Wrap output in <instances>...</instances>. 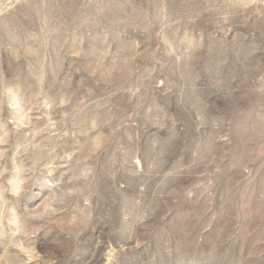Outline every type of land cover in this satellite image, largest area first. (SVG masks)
<instances>
[{
    "label": "rangeland",
    "instance_id": "rangeland-1",
    "mask_svg": "<svg viewBox=\"0 0 264 264\" xmlns=\"http://www.w3.org/2000/svg\"><path fill=\"white\" fill-rule=\"evenodd\" d=\"M0 264H264V0H0Z\"/></svg>",
    "mask_w": 264,
    "mask_h": 264
}]
</instances>
